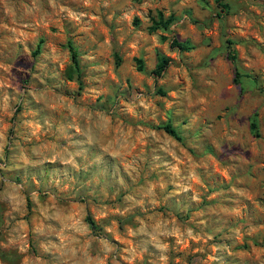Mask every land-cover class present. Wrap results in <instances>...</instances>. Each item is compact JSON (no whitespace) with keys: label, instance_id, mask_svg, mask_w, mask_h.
I'll list each match as a JSON object with an SVG mask.
<instances>
[{"label":"rangeland","instance_id":"1","mask_svg":"<svg viewBox=\"0 0 264 264\" xmlns=\"http://www.w3.org/2000/svg\"><path fill=\"white\" fill-rule=\"evenodd\" d=\"M226 3L0 0V264H264V0Z\"/></svg>","mask_w":264,"mask_h":264},{"label":"trees","instance_id":"2","mask_svg":"<svg viewBox=\"0 0 264 264\" xmlns=\"http://www.w3.org/2000/svg\"><path fill=\"white\" fill-rule=\"evenodd\" d=\"M215 1H216L217 6H218L219 9H220V10H219L220 12H223V11H225V10L228 9V4L226 3L227 0H215ZM160 26H162L163 28L166 29L167 24L162 23ZM173 43H174V45L177 44L176 42H173ZM227 43L230 44V42H227ZM69 49H70V52H71L72 62H73L74 65L77 66L78 61H77V59H76V53H75V51H74L71 47H69ZM228 58H229V60H230L233 64L236 63V62H235V55L233 54V51L231 50L230 47H228ZM168 64H169V59H168V58L160 57V58L158 59V61H157L156 66H155V70H154V72H153L154 75H156V76H161V74L163 73V71L167 68ZM140 70H142L141 66H139V71H140ZM240 77H241V74L238 72L237 69H235V71H234L233 82H234L235 84H237L238 81L240 80ZM251 128L254 129V124H251ZM163 129H164L168 134H170L171 136H173V137H177V136H176V132L174 131L173 128H171L170 125H168V124L165 125V126L163 127ZM89 224H90V226H91L92 229H96V226H95V224H94L92 221H90Z\"/></svg>","mask_w":264,"mask_h":264}]
</instances>
